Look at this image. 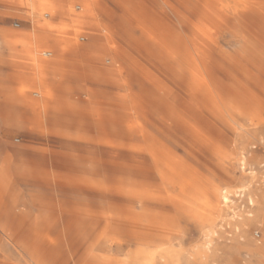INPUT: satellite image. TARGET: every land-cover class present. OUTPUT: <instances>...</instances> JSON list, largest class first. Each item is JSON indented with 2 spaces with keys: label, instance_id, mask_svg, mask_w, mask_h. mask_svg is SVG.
<instances>
[{
  "label": "rangeland",
  "instance_id": "rangeland-1",
  "mask_svg": "<svg viewBox=\"0 0 264 264\" xmlns=\"http://www.w3.org/2000/svg\"><path fill=\"white\" fill-rule=\"evenodd\" d=\"M0 60V264H264V0H0Z\"/></svg>",
  "mask_w": 264,
  "mask_h": 264
},
{
  "label": "built area",
  "instance_id": "built-area-1",
  "mask_svg": "<svg viewBox=\"0 0 264 264\" xmlns=\"http://www.w3.org/2000/svg\"><path fill=\"white\" fill-rule=\"evenodd\" d=\"M49 17V14H45V18H48ZM13 27L14 28H16V29H19V28H21V24H20V22L18 21V20H15L14 22H13ZM81 41L82 40H84V38H81L80 39ZM53 55V53L51 52V51H42L41 52V56L43 57V58H50L51 56Z\"/></svg>",
  "mask_w": 264,
  "mask_h": 264
},
{
  "label": "crops",
  "instance_id": "crops-1",
  "mask_svg": "<svg viewBox=\"0 0 264 264\" xmlns=\"http://www.w3.org/2000/svg\"><path fill=\"white\" fill-rule=\"evenodd\" d=\"M9 52H7V56H8ZM9 64V62L7 60H4L3 62H1L0 60V69L6 67V65ZM10 73V71L8 72L7 70L3 73V75L6 77L8 74Z\"/></svg>",
  "mask_w": 264,
  "mask_h": 264
}]
</instances>
